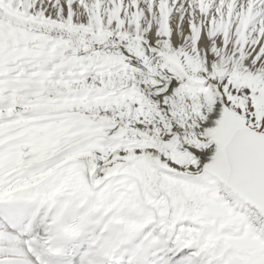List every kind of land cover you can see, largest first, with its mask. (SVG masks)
Instances as JSON below:
<instances>
[{"label":"snow or ice","instance_id":"obj_1","mask_svg":"<svg viewBox=\"0 0 264 264\" xmlns=\"http://www.w3.org/2000/svg\"><path fill=\"white\" fill-rule=\"evenodd\" d=\"M0 264H264V0H0Z\"/></svg>","mask_w":264,"mask_h":264}]
</instances>
